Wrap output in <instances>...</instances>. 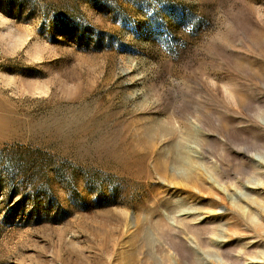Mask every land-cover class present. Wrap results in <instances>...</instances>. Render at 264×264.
Masks as SVG:
<instances>
[{
	"label": "rangeland",
	"instance_id": "obj_1",
	"mask_svg": "<svg viewBox=\"0 0 264 264\" xmlns=\"http://www.w3.org/2000/svg\"><path fill=\"white\" fill-rule=\"evenodd\" d=\"M0 264H264V0H0Z\"/></svg>",
	"mask_w": 264,
	"mask_h": 264
}]
</instances>
